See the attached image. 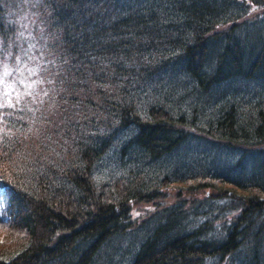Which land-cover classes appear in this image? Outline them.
Listing matches in <instances>:
<instances>
[{
	"label": "trees",
	"instance_id": "16d2710c",
	"mask_svg": "<svg viewBox=\"0 0 264 264\" xmlns=\"http://www.w3.org/2000/svg\"><path fill=\"white\" fill-rule=\"evenodd\" d=\"M17 25L0 264H264V0H0L10 66Z\"/></svg>",
	"mask_w": 264,
	"mask_h": 264
},
{
	"label": "rangeland",
	"instance_id": "374dc122",
	"mask_svg": "<svg viewBox=\"0 0 264 264\" xmlns=\"http://www.w3.org/2000/svg\"><path fill=\"white\" fill-rule=\"evenodd\" d=\"M43 12H47V9H44ZM17 28H18L17 33L15 34L14 37L13 35H11L8 38L9 42L7 44L9 45L7 47H10V49H12L10 50L9 54L11 55V57H15L14 63H12V66H10L12 60L7 59L6 61L3 62L0 59V62L2 63V67L0 68V105H3L2 102L5 101L9 102L8 101L9 97H12L14 94L16 95V98L22 97L24 94L27 93L26 91L28 89H30L31 87H33V85H35L34 82L31 81V79H29L26 63H24L23 57L24 54H26L27 49L26 47L21 48L22 46L21 37H26L27 33L26 32L20 33V29H24V30L26 29L21 25H17ZM37 32L38 31L34 33ZM0 44L4 45L1 37H0ZM15 48L18 49L17 53H15L16 52ZM0 50H5V48L0 47ZM36 83L39 82L36 81ZM41 83H39V85H41ZM42 85H44V83Z\"/></svg>",
	"mask_w": 264,
	"mask_h": 264
}]
</instances>
